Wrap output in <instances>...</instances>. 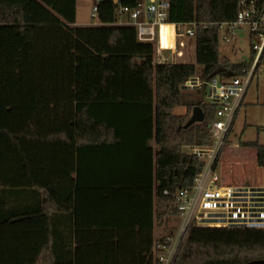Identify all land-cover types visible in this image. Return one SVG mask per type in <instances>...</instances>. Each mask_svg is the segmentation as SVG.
Here are the masks:
<instances>
[{"label": "trees", "instance_id": "16d2710c", "mask_svg": "<svg viewBox=\"0 0 264 264\" xmlns=\"http://www.w3.org/2000/svg\"><path fill=\"white\" fill-rule=\"evenodd\" d=\"M95 1L100 25L73 27L77 0H0V264H162L156 245L172 235L155 238L154 210L161 225L179 218L175 193L203 169L186 149L204 145L216 119L202 97L184 105L182 87L221 68L243 78L252 66V49L245 63L219 51L238 0H160L169 23L198 25L196 64L156 63L154 44L119 24L123 8L149 0ZM263 64L264 55L254 74ZM196 106L205 120L185 129ZM244 145L264 168V144ZM91 165L99 217L77 230L75 260L63 262L53 217L77 209ZM171 264H264V229L193 227Z\"/></svg>", "mask_w": 264, "mask_h": 264}, {"label": "built area", "instance_id": "2783aa9c", "mask_svg": "<svg viewBox=\"0 0 264 264\" xmlns=\"http://www.w3.org/2000/svg\"><path fill=\"white\" fill-rule=\"evenodd\" d=\"M237 5L236 21L220 25L219 30L224 27L228 29L229 33L223 39L229 41L235 37L237 28L249 29L255 54L251 66L253 71L245 80L216 76L205 81L195 76L182 87V95L185 92L204 93L205 103L216 108V119L210 128V139L204 145L186 149L189 156L203 163V169L193 187L175 193L180 223L175 239H167L169 246L156 245V250L163 252L159 257L162 264L172 263L182 241L193 227L264 229V184L244 175L240 180L225 182L220 171L225 155L240 146H232L230 137L252 76L264 55V0H238ZM168 9L169 4L160 0H149L134 10L122 9L130 17L127 24L137 28L138 40L154 44L155 62L159 64L177 63L178 58L183 56L177 48L178 39L182 40L180 44L184 46L185 39L195 38L198 26L196 23H169ZM98 12L96 5L92 18H97ZM165 26L172 27L170 44L168 38L163 36Z\"/></svg>", "mask_w": 264, "mask_h": 264}, {"label": "rangeland", "instance_id": "374dc122", "mask_svg": "<svg viewBox=\"0 0 264 264\" xmlns=\"http://www.w3.org/2000/svg\"><path fill=\"white\" fill-rule=\"evenodd\" d=\"M95 6V0H79L78 20L82 23L91 25L98 24V18H92ZM119 16L121 20L129 22L128 14H120ZM228 33L229 31L226 27L220 29L219 51L221 56L229 59L232 63L250 62L252 39L249 29L247 27L237 28L235 37L229 41H225L223 37ZM181 42L182 40H178L177 48L183 56L178 58V62L196 64V45L194 39H185L184 46H181ZM252 71L253 70L249 68L247 75L243 77V79L245 80ZM191 93L195 95L197 99L202 97L204 102L206 101L204 93ZM189 94L190 92H185L182 101H189V104H191L190 101H195V99H192L194 96L190 97ZM230 140L232 146L240 142H258L264 144V64L261 65L259 71L252 76L244 102L237 113ZM242 161L247 162L249 169L256 166L253 156L249 155L248 157H243ZM179 223V218L171 217L170 219H166L161 226H157L158 238L163 236L171 237L172 235V239H175Z\"/></svg>", "mask_w": 264, "mask_h": 264}, {"label": "crops", "instance_id": "0c3cea01", "mask_svg": "<svg viewBox=\"0 0 264 264\" xmlns=\"http://www.w3.org/2000/svg\"><path fill=\"white\" fill-rule=\"evenodd\" d=\"M78 13H79V0H77V17L76 23L73 27H92V26H99L100 22L96 25H91L87 23H82L78 20ZM128 21H123L120 19L119 24H127ZM164 30V37H172V29H167V27H163ZM169 30V32H168ZM179 40V39H178ZM172 42V40H171ZM180 62V61H179ZM190 97L195 99V101H190L191 104L196 102L198 99L190 92ZM198 97V96H197ZM182 95V99H183ZM190 99V98H189ZM184 105H188L189 101H182ZM247 142H240L239 148L232 149L228 154L225 155L223 158L222 164L220 165V171L223 175L225 182H234L236 180L242 179L243 175L247 178H250L256 183L264 184V168H259L257 161V149L254 147H247L244 144ZM151 146H154V143H151ZM253 156L254 162L256 166L248 168L246 161H242L243 157ZM86 160L88 159L90 163L94 160L92 155H86ZM147 162L148 159H145ZM145 162V163H146ZM242 165H241V164ZM81 164H83L81 160ZM254 165V164H253ZM85 174H83L80 178L79 187L81 188L80 193L76 197L78 200V207L75 210H71V213H60L57 217H53V222L58 229L59 234V242H58V251L59 257L61 261L72 263L75 260V251H76V234L78 229H83V227L90 226L92 223L95 222L96 217L98 218V211H99V199L97 197V187L98 182L97 179L93 176L92 165L90 168L86 169ZM76 177V176H75ZM152 179L151 173L148 169L143 170L142 174L137 177V180L141 182L142 185L145 187L149 185L150 180ZM82 186L83 189L82 190ZM115 186V183L112 184V187ZM115 199L114 196L112 198ZM111 199V200H112ZM27 204L30 201L26 202ZM114 202L111 201V207L108 210H111L112 213L119 212L116 206L112 205ZM142 216L144 221L147 222L149 219V212L148 207L144 212H142ZM154 235L157 239V226H161V223L157 221L155 210H154ZM79 226V227H78Z\"/></svg>", "mask_w": 264, "mask_h": 264}, {"label": "water", "instance_id": "95a60500", "mask_svg": "<svg viewBox=\"0 0 264 264\" xmlns=\"http://www.w3.org/2000/svg\"><path fill=\"white\" fill-rule=\"evenodd\" d=\"M99 1H104V0H99ZM221 73H225L227 75V77H229V78L233 76V73L231 71H227V69L221 68V69L216 70L211 75L210 78H214L216 76H219ZM204 120H205V115H204L203 110L200 107L196 106L193 109V113H192L191 118L189 119V121L185 125V129H188L189 127H191L197 123H202V122H204Z\"/></svg>", "mask_w": 264, "mask_h": 264}, {"label": "bare ground", "instance_id": "6f19581e", "mask_svg": "<svg viewBox=\"0 0 264 264\" xmlns=\"http://www.w3.org/2000/svg\"><path fill=\"white\" fill-rule=\"evenodd\" d=\"M167 27V26H166ZM167 29H172V27H167ZM168 32H169V30H168ZM168 38V41H169V44H170V42H171V39H170V37L168 36L167 37Z\"/></svg>", "mask_w": 264, "mask_h": 264}]
</instances>
